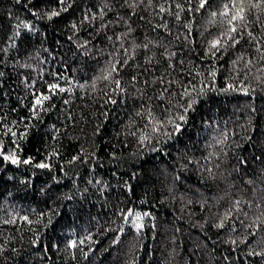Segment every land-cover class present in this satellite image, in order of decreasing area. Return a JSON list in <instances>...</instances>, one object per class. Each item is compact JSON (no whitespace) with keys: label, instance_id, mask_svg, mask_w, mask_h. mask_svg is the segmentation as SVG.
<instances>
[{"label":"trees","instance_id":"obj_1","mask_svg":"<svg viewBox=\"0 0 264 264\" xmlns=\"http://www.w3.org/2000/svg\"><path fill=\"white\" fill-rule=\"evenodd\" d=\"M232 2L0 0V264H264V4L233 45Z\"/></svg>","mask_w":264,"mask_h":264},{"label":"snow or ice","instance_id":"obj_2","mask_svg":"<svg viewBox=\"0 0 264 264\" xmlns=\"http://www.w3.org/2000/svg\"><path fill=\"white\" fill-rule=\"evenodd\" d=\"M61 2H63V0H61ZM245 2L246 0H239V3L236 2V0H233L232 2V5H231V9L229 8V5L228 4H225L224 5V11H222L220 13L221 16L223 17H230L227 19V24L229 25L227 31L223 34V36H226L228 40H231L233 41V45L234 44H237L239 43V40L235 38V36L233 34H236L238 32V29L235 25V22L236 21H244L245 20ZM17 3H19V0H17ZM208 3V0H200V3H199V8H204L205 5ZM247 3L250 4V6L252 8H259L261 6V4H264V0H257V2L253 3L252 0H247ZM177 8H180L181 10H183L181 8L180 5H176ZM65 11H67V9H64ZM199 10V9H198ZM234 10V11H233ZM165 9L164 7H160V12H164ZM231 13V15H230ZM59 15L58 12H53L52 13V16H57ZM217 13L213 12L212 13V16H216ZM51 18V17H49ZM179 13L176 14V19L179 20ZM24 27H28V25H24ZM73 27H75V25L73 24ZM249 35H251V33H249ZM221 45V39H216V40H213L211 42V49H216V50H219V47ZM0 75H3L2 73H0ZM214 75V74H213ZM117 85L119 86V81H117ZM57 88H59V85L57 84H52L49 86V90L50 91H53L56 90ZM65 89L63 88H59V91L63 92ZM203 91V90H201ZM247 94V93H245ZM184 95H187V96H190L191 93L186 89L185 90V93ZM50 97L47 96V95H44V96H37L35 98V106H41L43 104V102L45 100H48ZM195 101H192L190 102L188 105H187V108H191L192 107V103H194ZM186 108V110H187ZM179 120H184L185 119V116L184 115H180L178 117ZM175 130L178 132L180 130V125L177 123L175 125ZM10 131V130H9ZM12 135H15V133H12ZM0 155L3 156V159L5 161H10L11 163L13 164H19L21 163V161L15 156V154H10V155H5L2 151H0ZM31 161L30 160H24L23 163L25 164H28L30 163ZM37 167H40V168H46L48 167L47 164H44V163H41V164H38ZM135 216V218L133 219L132 223L133 225L139 229V228H142L143 225L141 223H139L140 220H142V217L139 213H133L131 210L128 211L127 213V216L125 217V220L127 222V219L128 217H132V216ZM144 215H148V213H145ZM222 226V225H220ZM74 246V245H73Z\"/></svg>","mask_w":264,"mask_h":264}]
</instances>
